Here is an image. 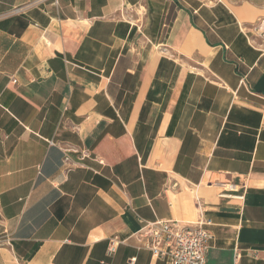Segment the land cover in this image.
Listing matches in <instances>:
<instances>
[{
    "label": "crops",
    "instance_id": "0c3cea01",
    "mask_svg": "<svg viewBox=\"0 0 264 264\" xmlns=\"http://www.w3.org/2000/svg\"><path fill=\"white\" fill-rule=\"evenodd\" d=\"M263 32L264 0H0V264H171L135 234L201 216L207 264H264Z\"/></svg>",
    "mask_w": 264,
    "mask_h": 264
},
{
    "label": "built area",
    "instance_id": "2783aa9c",
    "mask_svg": "<svg viewBox=\"0 0 264 264\" xmlns=\"http://www.w3.org/2000/svg\"><path fill=\"white\" fill-rule=\"evenodd\" d=\"M211 224L212 220L204 216L194 224L158 220L146 222L135 236L141 247L149 249L155 257L169 260L171 264H207ZM120 243L122 241L118 237L110 239L109 252L115 251Z\"/></svg>",
    "mask_w": 264,
    "mask_h": 264
}]
</instances>
